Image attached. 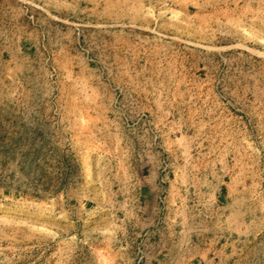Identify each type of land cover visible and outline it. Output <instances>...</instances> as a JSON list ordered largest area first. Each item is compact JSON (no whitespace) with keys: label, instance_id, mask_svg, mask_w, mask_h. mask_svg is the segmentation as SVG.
Segmentation results:
<instances>
[{"label":"rangeland","instance_id":"1","mask_svg":"<svg viewBox=\"0 0 264 264\" xmlns=\"http://www.w3.org/2000/svg\"><path fill=\"white\" fill-rule=\"evenodd\" d=\"M261 234L264 0H0V264H250Z\"/></svg>","mask_w":264,"mask_h":264},{"label":"crops","instance_id":"2","mask_svg":"<svg viewBox=\"0 0 264 264\" xmlns=\"http://www.w3.org/2000/svg\"><path fill=\"white\" fill-rule=\"evenodd\" d=\"M264 236V234H261V237ZM226 253H228L227 250L224 251V254L226 255ZM231 251H229V256H231ZM249 251H244L241 250L239 257L243 258L244 256H248ZM251 256L254 257V260H251L249 262L250 264H264V249H255L253 251H250ZM206 255V254H205ZM211 254L206 255L207 259L203 260V264H215V262L212 259H208V257ZM201 260H199V264H200ZM240 264H244V262L242 261V259H240L239 261Z\"/></svg>","mask_w":264,"mask_h":264}]
</instances>
